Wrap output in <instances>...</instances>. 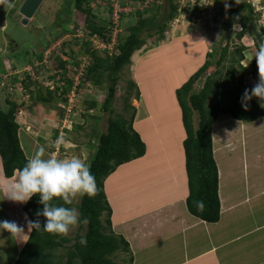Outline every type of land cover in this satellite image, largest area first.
<instances>
[{
    "label": "rangeland",
    "instance_id": "374dc122",
    "mask_svg": "<svg viewBox=\"0 0 264 264\" xmlns=\"http://www.w3.org/2000/svg\"><path fill=\"white\" fill-rule=\"evenodd\" d=\"M168 1L153 0L147 5L145 0L142 4H139L140 0H128L127 5L121 9L116 4L117 0H112L113 11H109V3L108 8L101 5L104 0H87L83 5L90 11L86 12L84 7L82 9L81 5H75L73 0H45L44 7L38 8L37 15L30 17L28 24H21V16L19 18L18 15L17 23L12 16L7 20L6 34L15 40L17 45L0 34V47L7 48L5 55L8 56L3 60L4 55H0V73L2 77L7 78L6 86L2 90L0 107L5 111L10 110L13 105L17 107L14 118L19 127L18 132L20 133V129L28 130L34 151L39 146H44L47 154H55L58 159L77 156L85 159L89 165L96 151L99 136L107 131L109 119L123 116L135 123L137 114L138 116L152 114L154 117L151 121L154 122L153 125L147 123L144 125V134L147 132L149 136H153L155 131L160 129L162 138L171 143L174 137L182 136L179 124L182 110L177 91L191 80L206 62H211L207 73L194 83V91L200 93L208 78H219L227 74L234 53L240 49L244 50L243 54L246 57L241 61V66L247 71L243 74L241 68L235 65L234 80L228 87L231 92L228 94L229 98L231 95L235 97L238 93L241 76L244 79L242 92L252 89L258 83L260 73L258 74L259 69L255 60V50L258 49L256 40L250 31L245 30V24L236 22L231 28L226 29V25L232 21L230 12L233 3L229 7L225 3L213 0H196V3L195 0H172L171 6L175 7L174 18L168 20L166 16L161 17L164 10L168 13L172 9ZM139 6L140 11L134 14L133 10ZM237 6L235 4L232 8ZM12 8V3L11 6L0 5V13ZM254 8V28L261 44H264L262 18L264 11L261 9L264 8V0H259ZM114 10L118 11L120 17L114 16ZM160 11L159 21L162 27H165L164 34L161 36L156 33L147 37L142 48L132 57L131 63L119 72L113 112H103L102 107L107 98L105 73L98 70L90 75L91 77L86 75L93 60L110 61L115 54L90 50L91 53L94 52V57L86 51L83 53L85 35L96 29L94 32L103 35L108 33L106 37L109 35L111 45L113 42L117 44L126 39L130 34V28L137 26L139 15L144 14L142 18L149 19L153 16L158 17ZM13 13L15 11L11 15ZM250 27L251 25L248 29ZM240 32H245L242 38L238 37ZM44 45L48 51H45L46 54L43 52L45 56L42 55V60L45 62L41 64L37 61V56L41 54ZM225 48H228V57L218 65ZM85 56L87 58L83 61ZM22 62L31 64L24 65ZM15 67L19 73L9 78ZM15 77L18 84H13L12 87L9 80ZM59 84L65 85L62 93ZM76 84L78 87L75 88ZM72 94L75 96L71 102ZM218 97L219 95H213L211 103L218 102ZM229 98L225 96L220 102L226 103ZM255 98L262 103L259 98ZM165 104L168 105L164 106ZM130 106L136 110L135 117ZM198 117V114L194 115L196 129L199 127ZM134 123L133 128H138ZM248 127L249 130L254 129L251 134H247ZM61 136L64 137L65 143L57 146L56 141ZM212 136L213 148L221 147L227 142L241 144L249 140L251 150L264 155L263 117L252 123L236 120L229 114L220 115L212 128ZM140 137L142 139L141 134ZM220 139L222 140L218 141ZM21 140L24 148L28 149L26 150L28 155H33L30 142L24 137ZM181 147L184 150L183 144L179 145L178 150ZM234 158H238V155ZM70 200L77 207L81 202V195L70 196ZM106 219L105 214L104 222ZM110 220L112 223L110 231L121 236L119 231L113 229L112 218ZM78 232L84 234L77 224L69 233L62 236L73 240ZM130 242L128 243L131 253L137 257L136 251L141 250L142 246ZM70 244L65 246L68 247ZM66 252L65 248L54 251V259L61 260ZM129 257L127 252L119 251L112 259L119 264H126L125 261H128Z\"/></svg>",
    "mask_w": 264,
    "mask_h": 264
},
{
    "label": "crops",
    "instance_id": "0c3cea01",
    "mask_svg": "<svg viewBox=\"0 0 264 264\" xmlns=\"http://www.w3.org/2000/svg\"><path fill=\"white\" fill-rule=\"evenodd\" d=\"M44 1L12 0L13 8L0 13L1 37L9 36L6 27L11 16L16 23L21 16L20 22L24 24L26 16H35L38 8L44 7ZM152 119V114H137L134 123L147 145L146 155L121 165L104 184L113 229L127 242L142 246L136 251L137 257L133 255L134 264H264V155L253 152L249 140L214 146L221 219L207 223L192 215L187 207L190 192L185 154L182 147L178 150L186 138L182 121V136L167 143L160 129L153 136L144 134V125H153ZM249 127L247 134L255 129L250 127L254 128L250 131ZM29 135L20 129L21 147L30 159L35 151ZM22 137L30 142L33 155L26 152ZM236 155L238 158H234ZM11 184L0 156V220L17 222L28 235L13 238L7 231L0 233V264H15L31 235L24 211L28 201L16 202L5 197ZM170 246L173 247L169 249Z\"/></svg>",
    "mask_w": 264,
    "mask_h": 264
},
{
    "label": "trees",
    "instance_id": "16d2710c",
    "mask_svg": "<svg viewBox=\"0 0 264 264\" xmlns=\"http://www.w3.org/2000/svg\"><path fill=\"white\" fill-rule=\"evenodd\" d=\"M86 12L83 4L87 0H73ZM237 0H232L235 5ZM170 6L172 0L168 1ZM83 5V6H82ZM232 5V7H233ZM86 7V8H85ZM166 13L158 14V17L143 19L139 15L138 24L130 28V34L125 40L118 42L120 54L110 58V61L93 60V64L88 69L87 75L91 77L93 73L102 70L105 73L107 85V98L104 101L103 112H113L112 106L116 100L118 74L131 63L134 54L140 50L147 37L153 34L163 35L165 27L159 21V15L168 20L174 18V5ZM231 7V22L226 25V29L231 28L236 22L245 24V30L250 31L256 40L257 48L261 44L260 37L254 28L255 9L251 0H241L236 8ZM137 19V18H136ZM251 27L248 29V26ZM93 28V27H92ZM90 28V29H92ZM96 31V29H93ZM148 34V35H147ZM245 32H240L238 37L242 38ZM89 41V40H88ZM86 53L90 52V42L84 44ZM244 50L240 49L232 57V65L227 74L219 78H208L200 93L193 89L194 83L202 78L210 68L211 62L205 65L192 77L185 85L177 91V98L182 110V125L185 130L186 140L183 142L185 154L186 176L188 178L189 196L187 198V207L190 213L207 223H218L221 219V202L219 197V170L214 157L212 128L218 117L223 114L232 115L236 120L245 122H255L264 117V107L261 106L255 97L248 103V108L242 105V87L244 85L243 76L239 83V90L235 97L229 98L230 91L228 87L233 83L235 74V65H238L243 74L247 69L241 66V61L245 59ZM94 52L91 53L92 56ZM228 48H225L221 54V60L218 65L228 57ZM95 57V56H94ZM108 60V58H106ZM255 64V62H254ZM219 73V72H217ZM216 73V74H217ZM259 74V71H258ZM98 83V82H97ZM229 94V95H228ZM219 95V101L211 103L212 96ZM227 96L229 103H221L220 99ZM133 117L136 116L135 108ZM17 107L12 106L10 110L5 111L0 107V156L3 162L4 174L7 178H12L17 170L22 169L28 162L19 139V127L15 121L14 114ZM199 115L198 129L195 126L194 115ZM134 121H129L123 116L118 119L110 118L106 133L99 136L97 148L90 159L91 172L96 178V192L94 195H81V202L78 206L72 203H65L61 198H55L51 203L56 206L77 208L80 213V222L78 223L80 232L75 239L63 237L62 234L48 233L43 230L46 218L38 216L44 205L40 203L39 194L33 196L24 208L29 220H39L41 230H32L27 244L19 254L15 264H119L114 261L113 255L116 252H127L130 257L126 264H134V257L130 250L129 243L123 238L110 231L112 228L111 215L112 210L107 201L104 191L105 180L113 174L121 165L143 158L147 153V145L141 139L140 134L133 128ZM107 215L104 222L103 217ZM73 241V243H72ZM71 243V244H70ZM66 244L70 246L66 247ZM67 249L66 254L61 260L54 259V251L58 249Z\"/></svg>",
    "mask_w": 264,
    "mask_h": 264
},
{
    "label": "clouds",
    "instance_id": "9594fccd",
    "mask_svg": "<svg viewBox=\"0 0 264 264\" xmlns=\"http://www.w3.org/2000/svg\"><path fill=\"white\" fill-rule=\"evenodd\" d=\"M251 4L254 7L255 4L252 0ZM0 5L11 6V0H0ZM262 18H264V14L262 15ZM92 32H88L87 36L85 35L86 39L82 45L83 47L86 42H90V46H92L90 47V50L101 51L103 53H109L110 55L115 54V56L120 54L118 43L115 44L113 42V45H111L108 40L109 35L106 37L108 33L103 35L99 32ZM96 37L103 39L106 44L105 49H99L96 47L97 45L94 42V38ZM8 39L16 44L15 40L9 36ZM6 49L7 48L0 47V55H4L2 58L3 60L8 57L5 55V53H7ZM45 51L47 52L48 50L44 45L41 50V54L37 56V61L41 64L45 62L42 60V55H44L43 52ZM84 51L86 50L84 49L83 53ZM10 53L13 52L10 51ZM86 58L87 56L83 58V61L86 60ZM255 60L258 65L260 79L252 89H246L243 94L242 105L245 110L248 108L247 102L251 101L253 97L259 98L262 102L261 106L264 107V44H261L260 47L255 50ZM22 63L24 65L27 64L25 62ZM6 64L7 63H4V65ZM29 64L31 63H28L27 65ZM90 64L92 63L90 62ZM13 71H17L19 73V70H17L16 67ZM5 81L7 82V79ZM9 82L18 84L17 77L10 79ZM58 87L62 93L65 85L59 84ZM2 90H0V99ZM26 131L28 132V130ZM64 143L65 139L63 136L58 138L56 141L57 146ZM11 179V190L5 195V197L13 201L23 203L31 200L33 196L39 194L40 203L44 205V208L41 212H38L37 215L46 218L43 230L53 234L66 235L69 233L71 228L80 222V213L75 208L56 206L51 202L55 198H61L65 203H71L70 196H75L76 194H86L91 196L95 194L97 188L96 178L91 172L90 165L85 162V159H81L77 156L58 159L55 154H47L44 146H39L34 155L28 160L27 164L22 169L17 170ZM27 228L29 232L32 230L39 231L41 230V223L39 220H27ZM3 231H7L12 234L13 238L20 237L21 235L28 236L25 234L24 227L15 221L0 220V233Z\"/></svg>",
    "mask_w": 264,
    "mask_h": 264
},
{
    "label": "built area",
    "instance_id": "2783aa9c",
    "mask_svg": "<svg viewBox=\"0 0 264 264\" xmlns=\"http://www.w3.org/2000/svg\"><path fill=\"white\" fill-rule=\"evenodd\" d=\"M146 2L145 3H147V5L149 4V3H151V1H153V0H145ZM189 1V0H188ZM221 2V3H225V4H227L229 7H230V4H231V1L232 0H227V3H226V0H213V2ZM253 1V3L254 4H257V2L259 1V0H252ZM142 2H143V0H140V3L139 4H142ZM197 1L195 0L194 1V3H196ZM237 2V1H236ZM241 2V0H238V2L236 3L237 5H239V3ZM107 3H109L110 4V9H109V11L111 10V11H113V8L111 9V6H114L113 4H112V0H104V2H102V4L101 5H103L104 7H106V8H108V4ZM127 3H128V0H117V2H116V4L122 9V7H124V6H126L127 5ZM139 8H140V6L138 7V8H136V9H134L133 10V13L134 14H136V13H138L140 10H139ZM261 9H263V11H264V8H261ZM117 15H119V13H118V11L117 10H114V16H117ZM119 17H120V15H119ZM118 19V18H117ZM113 23V22H112ZM95 40H94V42L96 43V47L97 48H99V49H105L106 47H105V42L103 41V39H99V38H94ZM18 72L17 71H13L12 73H10L9 74V78L10 77H13V76H15L16 74H17ZM7 78H5V77H2V74L0 73V90H2L5 86H6V80ZM76 81H78V78H77V80ZM10 83V82H9ZM12 87L14 86L13 85V83L11 82V84H10ZM78 84H76L75 85V88L76 87H78L77 86ZM11 87V88H12ZM75 96V94H72L71 95V97H70V101L72 102L73 101V97Z\"/></svg>",
    "mask_w": 264,
    "mask_h": 264
},
{
    "label": "water",
    "instance_id": "95a60500",
    "mask_svg": "<svg viewBox=\"0 0 264 264\" xmlns=\"http://www.w3.org/2000/svg\"><path fill=\"white\" fill-rule=\"evenodd\" d=\"M29 1H30V0H28V2H29ZM32 1H34V0H31V2H32ZM28 2H27V4H28ZM26 17L29 18V16H26ZM27 18H25V19L23 20V23H24V24H27V23H28V19H27Z\"/></svg>",
    "mask_w": 264,
    "mask_h": 264
}]
</instances>
